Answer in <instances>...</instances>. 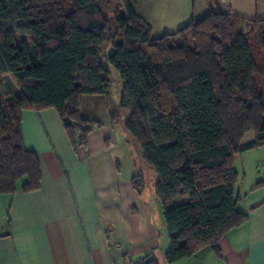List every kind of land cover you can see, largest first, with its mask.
Wrapping results in <instances>:
<instances>
[{
    "label": "trees",
    "instance_id": "trees-1",
    "mask_svg": "<svg viewBox=\"0 0 264 264\" xmlns=\"http://www.w3.org/2000/svg\"><path fill=\"white\" fill-rule=\"evenodd\" d=\"M120 1L125 14L106 0H0V195L41 187L24 111L55 109L76 147L101 127L82 115V97L104 96L139 166L134 188L146 191L145 168L156 177L165 264L207 249L220 256V241L249 217L235 157L264 146V17L211 13L153 39L135 0ZM6 76L20 92L11 103ZM249 133L255 141L244 144Z\"/></svg>",
    "mask_w": 264,
    "mask_h": 264
},
{
    "label": "crops",
    "instance_id": "crops-1",
    "mask_svg": "<svg viewBox=\"0 0 264 264\" xmlns=\"http://www.w3.org/2000/svg\"><path fill=\"white\" fill-rule=\"evenodd\" d=\"M134 4L137 15L151 26L153 39L211 13L250 21L264 17V0H135ZM3 89L5 103L20 93L8 76ZM112 100L116 106L113 93ZM80 109L101 127L76 147L55 109L23 112L24 144L39 158L42 181L38 191L25 192L20 185L14 194L0 195V264H146L151 259L165 264L161 206L145 196L149 191L156 196V177L152 189L139 193L134 188L139 166L126 133L122 130L119 137L115 131L121 124L112 119L104 96H83ZM254 141L255 135L249 133L243 143ZM260 148L264 146L242 154ZM240 155L235 157L236 194L240 210L249 216L247 222L220 241V256L207 249L175 264H264V181L255 178L243 189L240 171L247 169L238 168Z\"/></svg>",
    "mask_w": 264,
    "mask_h": 264
},
{
    "label": "rangeland",
    "instance_id": "rangeland-1",
    "mask_svg": "<svg viewBox=\"0 0 264 264\" xmlns=\"http://www.w3.org/2000/svg\"><path fill=\"white\" fill-rule=\"evenodd\" d=\"M106 4L108 8H113V9H118L119 12L125 14L124 8H123V4L120 0H106ZM18 42H20L22 40L21 37L18 38ZM121 92H122V84L121 81H115V84L113 86V99L115 101H118L121 97ZM121 115V114H119ZM122 116V115H121ZM121 124V123H120ZM122 125V124H121ZM120 125V127L116 128L115 131L119 132V137H121V135H123V128ZM121 140V139H119ZM122 143H126V141L123 139L121 141ZM238 168L243 167V165L246 167L247 170H245V172H241L240 173L243 175L242 177V187L243 189H248L249 185L251 184L252 181L255 180V178H259L260 181H264V148H260L259 150L250 153V154H241L238 158ZM145 174L147 177V189L149 190L150 188L152 189L153 186L155 185V181H153V173H151V171L145 168ZM245 179V181L243 182V180ZM153 182V185H152ZM152 186V187H150ZM240 189V188H239ZM151 191L149 192H145V196L147 198H151V199H155L158 203L159 206V201L156 198V196L151 197ZM182 198H179L178 201H174L176 204L181 203L182 202ZM159 211V207L157 210H155V214H158Z\"/></svg>",
    "mask_w": 264,
    "mask_h": 264
}]
</instances>
